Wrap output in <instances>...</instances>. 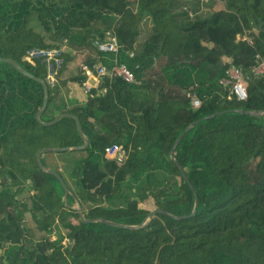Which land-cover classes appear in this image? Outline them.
<instances>
[{
    "label": "trees",
    "instance_id": "trees-1",
    "mask_svg": "<svg viewBox=\"0 0 264 264\" xmlns=\"http://www.w3.org/2000/svg\"><path fill=\"white\" fill-rule=\"evenodd\" d=\"M108 30L116 53L93 46ZM30 48L60 51L52 83L41 56L26 60ZM255 55L264 59V0H0V56L47 83L40 121L71 113L88 138L40 162L84 218L136 226L156 210L138 228L82 221L36 161L41 148L83 143L75 120L41 124V83L0 61V264H264V114L237 111H264ZM95 62L124 63L137 82L103 75L82 102L67 100L85 79L80 63ZM230 63L243 100L221 82ZM215 112L181 136L172 160L179 133ZM112 143L126 147L122 162L104 157Z\"/></svg>",
    "mask_w": 264,
    "mask_h": 264
},
{
    "label": "built area",
    "instance_id": "built-area-1",
    "mask_svg": "<svg viewBox=\"0 0 264 264\" xmlns=\"http://www.w3.org/2000/svg\"><path fill=\"white\" fill-rule=\"evenodd\" d=\"M93 46L102 52H113L116 53L119 46L117 39L111 31H105V38L102 40L96 39L93 41ZM59 50L57 49H27L25 57L27 61L32 62L34 57L41 56L46 63L47 72V82L52 83L55 78L56 70L55 68L59 65L60 59L58 57ZM131 54V53H130ZM257 63L252 67L254 73H261L264 71V59L259 55H255ZM54 63V65H52ZM81 73L84 75L85 79L81 83V91L84 94L90 92L92 87H98L100 77L103 75H115L121 77L128 83H136L133 72L124 64L118 63L114 64L110 68H105L100 62H95L92 64L80 63L79 65ZM89 79H94L96 85L93 86ZM222 84L227 88L229 96H234L237 99L243 100L246 98V82L243 79L240 69L230 63L225 71V76L221 80ZM103 90V89H100ZM191 100V106L197 107L200 101L193 94L189 95ZM127 156V149L124 145L119 143H112L105 147L104 157L108 160H115L117 162H122Z\"/></svg>",
    "mask_w": 264,
    "mask_h": 264
},
{
    "label": "water",
    "instance_id": "water-1",
    "mask_svg": "<svg viewBox=\"0 0 264 264\" xmlns=\"http://www.w3.org/2000/svg\"><path fill=\"white\" fill-rule=\"evenodd\" d=\"M0 61L1 62H7L9 64H11L15 69H17L20 73H22L23 75H25L26 77L30 78V79H33V80H37L41 83L42 87H43V90H44V97H43V103L41 105V107L39 108V110L37 111V113L35 114V118L41 122V124L43 125H51V124H54L56 123L58 120H60L62 117H65V116H69V117H72L74 120H75V123H76V127H77V131L79 133V135L81 136L82 140H83V143L81 145H78V146H72V147H44V148H41L37 151L36 153V161H37V164L39 166V168L44 171V172H48V173H51L53 174L57 180L59 181V183L61 184L62 188L64 189V192L65 194H70L73 196L74 198V201H75V204L76 206L73 207L76 212L78 213V216L79 218L84 221V222H89V221H102V222H105L107 224H110V225H113V226H118V227H126V228H138L140 226H142L144 224V222L148 221L150 218H152L155 213H156V210H153L151 211L148 216L145 218L144 222L139 224V225H136V226H130V225H125V224H121V223H116V222H112V221H108V220H105V219H101V218H94V219H88V218H84L83 216V213H82V210L80 208V205H79V202L76 200L74 194L70 191V189L68 188V186L66 185V183L64 182L62 176L58 173V171H56L55 169L51 168V167H47V166H44L41 162H40V155L41 153H44V152H62V151H77V150H82V149H85L88 145V138L87 136L84 134L82 128H81V125H80V122L77 118V116L71 114V113H68V112H62L58 115V117H56L55 119L51 120V121H48V122H42L40 121L39 119V116L40 114L43 112V110L45 109L46 105H47V98H48V90H47V83L44 79H41V78H38L36 76H34L33 74H31L30 72H28L27 70H25L23 67H21L18 63H16L13 59L11 58H6V57H1L0 56ZM239 112H242V113H248V114H253V115H258V114H264V111L259 113L257 111H245V110H237ZM218 114V112H215V113H212V114H209V115H206L202 118H199L195 121H193L191 124H189L188 126H186L180 133L179 135L177 136V138L175 139L170 151H169V155L171 157L172 160H174V157H173V151H174V148L177 144V142L179 141V139L181 138V136L190 128L192 127L193 125H195L197 122H199L200 120L202 119H206V118H209V117H212L214 115ZM178 168L181 169V167L177 164ZM182 175L184 176V174L182 173ZM197 207V200H196V197H195V203H194V210L195 208ZM4 264H9L8 262H6L4 260Z\"/></svg>",
    "mask_w": 264,
    "mask_h": 264
},
{
    "label": "rangeland",
    "instance_id": "rangeland-1",
    "mask_svg": "<svg viewBox=\"0 0 264 264\" xmlns=\"http://www.w3.org/2000/svg\"><path fill=\"white\" fill-rule=\"evenodd\" d=\"M213 1H214V0H213ZM202 7H203V6H202ZM200 11H201V13H206V9H205V7H203V9L201 8ZM72 53H73V52H72ZM77 87H78V86H77ZM79 87H81V86H79ZM78 90H80V88H78ZM68 92H69V90H68ZM81 93H82V92H81ZM82 94H83V97H85V96H84V93H82ZM69 156H70V154L67 155V157H69ZM48 161H49L50 163H52V162H59V158H53V157H50V158H48ZM19 197L22 198V199H24V200H26V201H28V193H26V192L20 194ZM75 206H76V204L73 205V207H75ZM25 224H26V226H27L28 228H30V230H31V232L33 233L34 237H36V238L38 237V238H39V237L41 236L42 232H38V231L35 229V225H34L32 219H31L29 213H26V214H25ZM52 237H57V235H56L55 232L52 234ZM0 253H1V249H0Z\"/></svg>",
    "mask_w": 264,
    "mask_h": 264
},
{
    "label": "crops",
    "instance_id": "crops-1",
    "mask_svg": "<svg viewBox=\"0 0 264 264\" xmlns=\"http://www.w3.org/2000/svg\"><path fill=\"white\" fill-rule=\"evenodd\" d=\"M89 82L93 86L96 85V82L94 79H89ZM78 88H80V90H78ZM68 89H69V92L65 93V96H64L67 100L73 103H78V102L83 101L84 97H83V94L81 93L82 91L79 85L72 83L68 86Z\"/></svg>",
    "mask_w": 264,
    "mask_h": 264
}]
</instances>
